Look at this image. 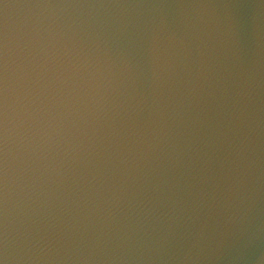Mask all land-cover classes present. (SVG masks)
<instances>
[{"label": "water", "instance_id": "95a60500", "mask_svg": "<svg viewBox=\"0 0 264 264\" xmlns=\"http://www.w3.org/2000/svg\"><path fill=\"white\" fill-rule=\"evenodd\" d=\"M0 264H264V0H0Z\"/></svg>", "mask_w": 264, "mask_h": 264}]
</instances>
